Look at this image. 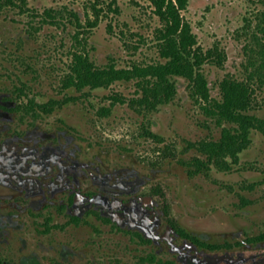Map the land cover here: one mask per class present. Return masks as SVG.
Instances as JSON below:
<instances>
[{"label": "rangeland", "instance_id": "1", "mask_svg": "<svg viewBox=\"0 0 264 264\" xmlns=\"http://www.w3.org/2000/svg\"><path fill=\"white\" fill-rule=\"evenodd\" d=\"M181 16L196 37L211 97L220 99L223 78L244 81L250 113L264 118V0H188ZM161 27L153 0H26V8L0 10L4 264H255L264 257V241H256L264 234L259 131L224 169L196 146L218 140L229 125L203 109L184 78L175 77L176 97L152 111L137 104V79L66 87L74 54L99 67L163 64ZM31 100L58 107L33 116ZM167 220L226 249L202 248Z\"/></svg>", "mask_w": 264, "mask_h": 264}, {"label": "trees", "instance_id": "2", "mask_svg": "<svg viewBox=\"0 0 264 264\" xmlns=\"http://www.w3.org/2000/svg\"><path fill=\"white\" fill-rule=\"evenodd\" d=\"M153 3L162 22V27L158 30V39L163 64L133 66L131 69H117L112 64L99 67L87 54H74L65 79L66 87L82 91L84 88H106L117 81L137 79L140 90L137 104L145 111H152L176 97L175 77L184 78L191 83L192 96L204 102L203 109L229 125L223 128L218 140L198 142L196 149L206 158L208 164L228 169L238 162L240 152L250 144L252 130H257L264 136V118L250 113L253 107L252 88L244 81L223 78L219 83L221 97L219 100L213 99L208 89V81L200 70L203 58L197 50L196 37L189 23L181 16V11L186 9L188 0H153ZM10 6L26 8V0H0V10ZM30 103V106L34 107H31L33 116L49 114L54 109L50 102L39 104L31 100ZM145 134L160 140L148 128H145ZM165 213L168 214L167 211ZM172 224L182 235L196 243L211 249L220 247L199 242L197 238L176 226L173 221ZM259 237L261 238L256 237V240L263 239L264 234Z\"/></svg>", "mask_w": 264, "mask_h": 264}, {"label": "flooded vegetation", "instance_id": "3", "mask_svg": "<svg viewBox=\"0 0 264 264\" xmlns=\"http://www.w3.org/2000/svg\"><path fill=\"white\" fill-rule=\"evenodd\" d=\"M57 107L58 106H54V109H53V111L51 112V113H49V114H45V113H42V115H51L53 112H54V110L55 109H57ZM0 109H3V110H6V107H1L0 106ZM167 222H168V226L170 227V228H172L173 230H175L176 231V233H178L179 235H180V237H184V238H186V239H188V240H190L191 242H193V243H195V244H197V245H199L200 247H202V248H207V247H205V246H203V245H201V244H199V243H196L194 240H192L191 238H189V237H187V236H185V235H182V233L177 229V228H175L174 226H173V224H172V222H171V220H167ZM187 233V232H186ZM190 234V233H189ZM190 236H193V237H195V238H197L198 240H199V242H204V243H206V244H209L208 242H205V241H202L200 238H198L196 235H193V234H190ZM258 238H261V237H259L258 236ZM257 242H261V241H264V238L263 239H260V240H256ZM210 246H213V245H216V246H220V247H218V248H215V249H226V243L224 244V245H221V244H209ZM207 249H211V248H207ZM21 261L22 262H26L27 261V257H22L21 258ZM213 262H214V260H212ZM0 264H4V261H2V260H0ZM7 264H11L10 262H7ZM255 264H264V257H262L261 259H259Z\"/></svg>", "mask_w": 264, "mask_h": 264}]
</instances>
